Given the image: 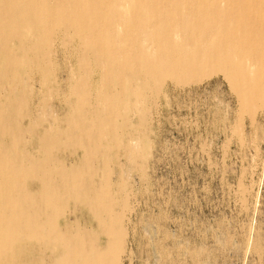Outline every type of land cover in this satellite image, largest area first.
<instances>
[{"label":"rangeland","instance_id":"1","mask_svg":"<svg viewBox=\"0 0 264 264\" xmlns=\"http://www.w3.org/2000/svg\"><path fill=\"white\" fill-rule=\"evenodd\" d=\"M36 53L14 69L0 53V102L8 110L15 101L8 113L21 164L49 176L85 171L78 202L62 200L63 231L76 225L105 248V206L120 216L117 264H264V101L245 105L223 71L169 77L159 91L141 78L105 81L61 36ZM85 122L94 127L78 133ZM25 181L38 196L41 180ZM97 192L95 208L79 203ZM33 244L18 242L7 260L43 264L50 251Z\"/></svg>","mask_w":264,"mask_h":264},{"label":"bare ground","instance_id":"2","mask_svg":"<svg viewBox=\"0 0 264 264\" xmlns=\"http://www.w3.org/2000/svg\"><path fill=\"white\" fill-rule=\"evenodd\" d=\"M59 36L64 45L78 46L79 63L86 68V58H93L105 81L115 78L123 85L128 78H141L146 88L159 91L169 77L223 71L245 105L264 101V0H0V53L7 66L14 69L32 61ZM79 101L82 108L87 106L85 98ZM2 105L0 263L13 264L7 259L16 255L18 242L38 243L42 253L50 251L43 264L119 263L120 216L101 208L99 235L107 239L103 249L96 250L76 225L63 231L58 224L62 200L72 196L77 201L85 191V171L61 168L49 176L40 166L21 164L19 137L13 134L14 119L8 113L15 110V101L8 110ZM79 126L78 133L94 127L87 122ZM29 177L41 180L38 196L21 184ZM99 199L97 192L95 199L87 196L79 203L95 208Z\"/></svg>","mask_w":264,"mask_h":264}]
</instances>
